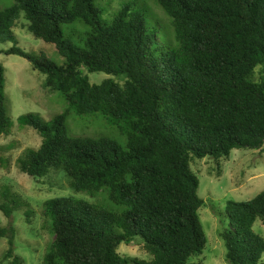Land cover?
I'll use <instances>...</instances> for the list:
<instances>
[{
	"label": "trees",
	"instance_id": "obj_1",
	"mask_svg": "<svg viewBox=\"0 0 264 264\" xmlns=\"http://www.w3.org/2000/svg\"><path fill=\"white\" fill-rule=\"evenodd\" d=\"M115 1L106 14L96 0H13L0 10V44L18 41L20 25L64 58L58 65L17 46L0 51L27 59L45 76L44 88L68 105L48 121L35 113L18 119L42 139L18 159L20 171L35 181L55 171L77 194L104 193L108 201L48 200L54 240L42 264H203L194 259L208 244L205 201L192 164L209 158L219 165L235 150L264 153V0H156L167 23L138 2L112 7ZM70 25L79 27L65 34ZM94 73L108 78L91 83ZM5 88L0 62V137L14 126ZM72 112L104 115L125 146L71 137ZM9 163L1 158L0 169ZM1 198L7 219L24 206L8 187ZM223 219L227 263L264 264V239L253 230L258 220L264 226V192L229 201ZM0 238L8 240L6 258L22 264L15 227H0ZM135 243L151 261L119 254Z\"/></svg>",
	"mask_w": 264,
	"mask_h": 264
},
{
	"label": "rangeland",
	"instance_id": "obj_2",
	"mask_svg": "<svg viewBox=\"0 0 264 264\" xmlns=\"http://www.w3.org/2000/svg\"><path fill=\"white\" fill-rule=\"evenodd\" d=\"M117 1L119 0L112 3V7L119 6ZM132 1L138 2L156 19L168 22L169 19L157 5L156 0ZM96 4L105 14L111 9L109 0H96ZM12 5L13 0H0V10ZM105 14L102 16L103 21L106 18ZM77 27L79 26H66L64 33L67 34ZM14 31L19 40L0 44V51L17 46L30 55H43L58 65L64 63V58L53 44L36 39L20 25L14 27ZM73 41L77 43V40ZM0 62L5 68L8 115L14 125L9 135L0 137V159L4 158L10 162L7 168L2 166L5 168L0 169V204L3 203L1 193L5 187L10 188L11 194L24 204L14 213L11 220L0 211V227L10 225L15 227V253L22 259V264H42L46 251L54 240L50 232L49 219L45 215V203L51 199L73 196L91 204L108 205L107 196L104 193H99L95 197L86 193L77 194L71 189L69 180L55 171L39 181L20 171L18 159L28 149L37 150L42 139L32 129L22 127L18 119L23 115L35 113L48 121L55 115L63 113L68 105L60 93H51L44 88L45 76L34 70L27 59L0 53ZM89 78L91 83L99 84L108 78V75L94 73L89 74ZM67 125L71 137H106L122 146L126 144L120 129L102 114L80 116L72 112ZM192 171L200 180L199 196L205 201L200 216L208 239L203 254L194 261H202L203 264H229L226 261L227 249L222 238V233L229 223L228 219H223L226 216V205L229 201H250L264 192V153L235 150L230 158L221 160L219 165L214 159L196 160L192 164ZM27 212L31 213V223L26 217ZM253 230L264 239V226L260 220L255 223ZM8 249V240L0 238V264H12L13 260L6 258ZM118 252L123 258L151 261V256L144 251L142 244L138 246L137 243L134 246L122 244Z\"/></svg>",
	"mask_w": 264,
	"mask_h": 264
}]
</instances>
